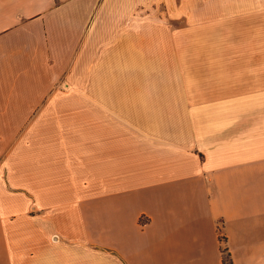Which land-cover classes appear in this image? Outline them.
I'll list each match as a JSON object with an SVG mask.
<instances>
[{
  "label": "crops",
  "instance_id": "1",
  "mask_svg": "<svg viewBox=\"0 0 264 264\" xmlns=\"http://www.w3.org/2000/svg\"><path fill=\"white\" fill-rule=\"evenodd\" d=\"M223 247L264 264V0H0V264Z\"/></svg>",
  "mask_w": 264,
  "mask_h": 264
},
{
  "label": "rangeland",
  "instance_id": "2",
  "mask_svg": "<svg viewBox=\"0 0 264 264\" xmlns=\"http://www.w3.org/2000/svg\"><path fill=\"white\" fill-rule=\"evenodd\" d=\"M159 23L156 22V19L155 18H149L148 19V25H157ZM167 45L165 44L164 45V50H162L163 52V58H164V63H169L171 61V54H170V49L166 47ZM171 66H166V65H161L158 69H162V72H160L161 74L164 73L165 74V71L170 68ZM154 68H157V67H153L152 68H149L150 72L149 74H156L157 72L155 71ZM182 69V67H181Z\"/></svg>",
  "mask_w": 264,
  "mask_h": 264
},
{
  "label": "trees",
  "instance_id": "3",
  "mask_svg": "<svg viewBox=\"0 0 264 264\" xmlns=\"http://www.w3.org/2000/svg\"><path fill=\"white\" fill-rule=\"evenodd\" d=\"M223 252V262L224 264H231V258L229 256V251L226 249V247L222 248Z\"/></svg>",
  "mask_w": 264,
  "mask_h": 264
}]
</instances>
